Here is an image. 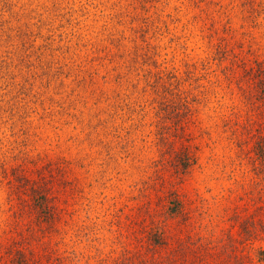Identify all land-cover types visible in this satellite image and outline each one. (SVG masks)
<instances>
[{"label":"rangeland","instance_id":"rangeland-1","mask_svg":"<svg viewBox=\"0 0 264 264\" xmlns=\"http://www.w3.org/2000/svg\"><path fill=\"white\" fill-rule=\"evenodd\" d=\"M259 138L264 0H0V256L142 249L160 225L234 264L264 247Z\"/></svg>","mask_w":264,"mask_h":264},{"label":"trees","instance_id":"trees-1","mask_svg":"<svg viewBox=\"0 0 264 264\" xmlns=\"http://www.w3.org/2000/svg\"><path fill=\"white\" fill-rule=\"evenodd\" d=\"M258 145L256 151L262 159L264 158V140L259 138ZM28 190L29 206L38 218L37 220L44 228L53 227L55 225L54 204L44 193L46 188L30 186ZM169 205L167 213L170 216L180 214V205L176 199L169 202ZM244 229L246 228L244 227ZM248 234L251 236L252 242L257 239L256 228H252L251 232L248 231L246 238ZM146 240L148 244H144L142 249L140 247L136 249L123 248L120 251H111L93 258H88L85 252L76 251V248L59 255L52 252L47 246L41 251L32 249L27 251L25 246L22 248L10 245L6 247V256H0V264H202L197 260V252H189L183 245H179L177 251L173 250L167 242L164 226L156 225L147 233ZM233 253L234 264H264V247L255 246V244H249V246L239 244L233 248Z\"/></svg>","mask_w":264,"mask_h":264}]
</instances>
